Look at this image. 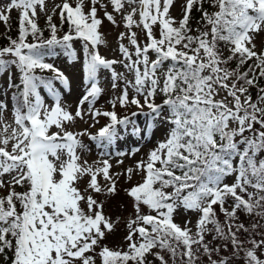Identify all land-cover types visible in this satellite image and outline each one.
<instances>
[{"label":"snow or ice","instance_id":"1","mask_svg":"<svg viewBox=\"0 0 264 264\" xmlns=\"http://www.w3.org/2000/svg\"><path fill=\"white\" fill-rule=\"evenodd\" d=\"M174 2L63 0L51 13L46 0L0 5L6 30L12 11H18V35L0 47V75L9 73L7 87L15 89L11 123L0 99L4 264H264V0H184L180 18L171 15ZM57 9L59 26L53 20ZM194 9L200 13L195 28ZM104 19L123 25L119 58L100 52L106 44ZM76 40L82 59L73 47ZM57 49L68 63L81 62L88 85L74 111L62 103L55 84L70 89L69 76L46 59L58 55ZM12 67L19 83L12 81ZM102 70L110 72L113 89L123 82L111 110L95 107L104 91ZM133 106L137 111L131 115L117 111ZM145 108L152 117L149 129L159 122L164 132L135 167L111 173L108 159L93 164L82 159L88 147L80 137L111 145L129 124L139 135L132 117ZM100 117L107 123L92 134L89 128ZM89 119V128L69 130ZM121 175L127 180L140 175L142 182L124 189L132 213L124 222V243L110 247L105 241L120 218L106 214L105 201L93 194H117ZM181 209L196 214L194 226L190 219L183 225L175 221Z\"/></svg>","mask_w":264,"mask_h":264},{"label":"rangeland","instance_id":"2","mask_svg":"<svg viewBox=\"0 0 264 264\" xmlns=\"http://www.w3.org/2000/svg\"><path fill=\"white\" fill-rule=\"evenodd\" d=\"M63 0H46L47 8L49 13H51L52 8L57 3H62ZM8 3V0H0V5ZM184 3V0H175L172 8L171 15L177 18H180L181 14V5ZM111 11V7L108 9ZM17 10H13L11 16L15 15ZM100 17H103V12L98 13ZM55 23H58L59 20V10L57 9L56 15L53 17ZM117 20H120V17L117 16ZM38 23L40 25L46 24V17L44 13H40L38 18ZM5 28L3 23H0V32ZM101 31L104 33L106 44L100 46V52L107 58H119V54L116 51L117 49V36L118 33L124 31L123 25L120 27L113 26L110 22L104 19V23L101 26ZM140 38L143 39V34L140 33ZM127 43V41H125ZM259 43V39H258ZM73 47L77 50L78 56L83 57L81 41L76 40L73 42ZM48 62L53 63L56 67H59L63 70L70 79V89H65L58 81L55 82L58 90L61 91L62 103L66 106H69L72 111L75 110L76 105L79 102V99L87 91L88 85L84 83L83 73L81 62L77 61L74 65L68 63V58L60 53L53 57L46 58ZM116 70L118 72H124V69L117 65ZM50 73V72H48ZM51 74V73H50ZM9 73H4L0 76V99H2L7 104V109L4 111V118L11 123L13 120L11 103V92L13 89L7 87ZM11 77L14 83H19V72L12 67ZM129 79L131 77L129 76ZM100 86L104 89L103 93L95 102V107L102 110H111L110 101L112 98L119 94L120 88L123 87V82H120V87L113 89L111 87V74L107 70H102L99 74ZM6 93V94H4ZM41 94L45 97V101L48 104L53 103L52 97L47 93L46 90L41 89ZM159 102V100L157 101ZM87 104L84 105V108L87 109ZM117 111L120 115H131V112L137 111L133 106L130 109H121L117 107ZM148 110L145 108L144 113H139L138 115L132 117L134 121V126L142 130L141 134L137 135L133 132V124H129L127 127H121L119 137L111 144L108 145L106 141H92L88 136H82L80 139L82 142L87 145L88 150H81L80 154L83 160H87L89 164H93L95 161L108 159L109 162L113 165L110 170L111 173H123L124 170L128 167H135V162L142 157V153H146L154 144L163 137L164 126L160 125L157 122L156 126L152 129H149V123L152 120V117L149 116ZM87 119V117H86ZM99 123L95 127L89 128V125L92 121L89 119L88 123L84 121L77 120L75 123L70 124L69 130L74 132L82 131L85 128H89V131L92 134H95L100 127L107 123L106 118L100 117ZM53 131L55 129L53 128ZM148 134L145 135L144 133ZM139 147L141 151L136 153V155H125L119 156L117 153L124 152L130 153L133 149ZM105 153L107 155H105ZM118 160H123V164H117ZM89 177L85 176L80 181V187L83 189L87 186V181ZM99 182L104 185L106 182L103 180V177H98ZM137 182H142L140 175H133L131 180H127L126 175H121L118 177L117 184V194L115 195H101L93 194L98 200L105 201L104 211L106 214L110 215L114 220L116 217H119L120 220L115 224V228L112 234H109L105 243L110 247H116L124 243L123 237L126 234L125 220L132 213V201L127 196L124 189L131 187ZM2 194V193H0ZM221 220H223V215H220ZM186 219L192 221V226L196 223V214L193 212L184 213L181 209L175 216V221L183 225Z\"/></svg>","mask_w":264,"mask_h":264},{"label":"trees","instance_id":"3","mask_svg":"<svg viewBox=\"0 0 264 264\" xmlns=\"http://www.w3.org/2000/svg\"><path fill=\"white\" fill-rule=\"evenodd\" d=\"M205 7H208V5H205ZM199 17H200V13L194 9L192 12V20H191V23H192L194 28L197 25V21L199 20ZM9 24L11 25L10 31L5 29L3 32L0 33V47L7 46L8 42H9L8 37H11L13 39H15L17 37V35H18V15L11 17ZM59 24H60V22L57 25L59 26ZM40 26L44 27L45 25H40ZM67 27H68L67 24H65L63 26V30H62L61 34H63V31H67ZM44 34H45V36H48L49 32L47 30H45ZM59 51L60 50L57 49V52H59ZM14 91H15V89H14ZM208 239H211L210 235L208 236ZM0 264H4L2 257H0Z\"/></svg>","mask_w":264,"mask_h":264},{"label":"bare ground","instance_id":"4","mask_svg":"<svg viewBox=\"0 0 264 264\" xmlns=\"http://www.w3.org/2000/svg\"><path fill=\"white\" fill-rule=\"evenodd\" d=\"M152 147H153V146H152ZM144 154H145V153H142V157L144 156ZM142 157H141V158H142Z\"/></svg>","mask_w":264,"mask_h":264}]
</instances>
